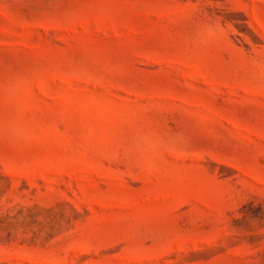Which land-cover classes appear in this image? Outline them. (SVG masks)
I'll return each mask as SVG.
<instances>
[{
  "label": "rangeland",
  "instance_id": "obj_1",
  "mask_svg": "<svg viewBox=\"0 0 264 264\" xmlns=\"http://www.w3.org/2000/svg\"><path fill=\"white\" fill-rule=\"evenodd\" d=\"M0 264H264V0H0Z\"/></svg>",
  "mask_w": 264,
  "mask_h": 264
}]
</instances>
